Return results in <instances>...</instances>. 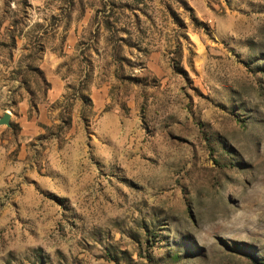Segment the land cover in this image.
Listing matches in <instances>:
<instances>
[{"label":"rangeland","instance_id":"rangeland-1","mask_svg":"<svg viewBox=\"0 0 264 264\" xmlns=\"http://www.w3.org/2000/svg\"><path fill=\"white\" fill-rule=\"evenodd\" d=\"M0 264H264V0H0Z\"/></svg>","mask_w":264,"mask_h":264},{"label":"water","instance_id":"water-1","mask_svg":"<svg viewBox=\"0 0 264 264\" xmlns=\"http://www.w3.org/2000/svg\"><path fill=\"white\" fill-rule=\"evenodd\" d=\"M9 119L10 116L8 113H4L1 117H0V126H6L9 127Z\"/></svg>","mask_w":264,"mask_h":264}]
</instances>
